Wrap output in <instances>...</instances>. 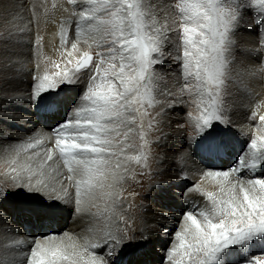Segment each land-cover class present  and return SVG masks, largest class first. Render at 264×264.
<instances>
[{
    "label": "snow or ice",
    "instance_id": "snow-or-ice-1",
    "mask_svg": "<svg viewBox=\"0 0 264 264\" xmlns=\"http://www.w3.org/2000/svg\"><path fill=\"white\" fill-rule=\"evenodd\" d=\"M68 3L75 6L77 0ZM245 8H254L261 17L258 23H264V0H172L167 11L152 0H83L81 10L72 13L77 18L76 40L70 48L68 33L61 26V44L68 57L65 67L60 69L57 64L59 70L55 73L35 77L37 82L30 96L39 106L66 108L75 104L74 118L57 124L52 146L44 147L41 137L14 150L11 187H0V205L11 200L16 214L37 223L55 219L68 197L58 163L67 169L63 180L75 188L77 212L81 211L83 197L103 187L109 175L116 181V172L109 167L111 158L131 147L126 141L138 120L141 148L148 144L143 120L149 115L147 109L158 103L155 92L162 77L157 66L164 64L166 55H172L166 52L169 44L180 52L174 58L185 81L181 91L196 97L198 148L209 157L224 151L228 141L219 129L229 122L224 115L222 89L228 79L232 33ZM16 31L24 29L17 27ZM89 36L102 37L96 44L95 60L90 51L77 56L78 44ZM12 39L11 28L0 32L5 56ZM84 69H91V75L81 103H76L75 98L61 99L59 86L76 83L77 74ZM255 117L256 113H252L251 118ZM259 121L264 122V115L259 116ZM148 127H153V120H149ZM248 148V153L238 157L237 166L206 173L221 178L220 191L227 198L208 192L207 210L184 215L182 230L175 234L177 243L167 253L170 264H235L236 257L243 264H264V178L246 182L238 179L236 183L231 180L242 169L264 167V135L252 138ZM22 153H27L24 161L19 160ZM126 159L140 163L147 156ZM120 166L117 159L116 169ZM153 194L160 200L171 195L161 185L153 189ZM49 239L54 238L36 243L24 264H111L109 258L119 252L147 249L153 243L150 236L129 228L119 233L104 229L97 238L86 241L81 250H75L77 245L72 244L71 253L63 243H51ZM21 243L15 241L17 245ZM95 249H102L103 254L95 253ZM257 251L260 255H256ZM0 264L16 262L5 260Z\"/></svg>",
    "mask_w": 264,
    "mask_h": 264
},
{
    "label": "rangeland",
    "instance_id": "rangeland-1",
    "mask_svg": "<svg viewBox=\"0 0 264 264\" xmlns=\"http://www.w3.org/2000/svg\"><path fill=\"white\" fill-rule=\"evenodd\" d=\"M46 2L49 0H37V3L41 4ZM152 2L167 11V6L172 0H152ZM237 2L239 3V0ZM66 3L69 4L68 0ZM82 3L83 0H77L75 6L69 5H71V10L79 11L83 6ZM32 5V0H0V23H4V26L0 24V29L3 28L0 32H6L11 28L14 33V39L7 45L9 52L7 56L3 55L5 45L0 43V104H9L11 101H15L14 98L19 97L16 94L19 92L14 90L18 85L25 83L30 88L29 98H26V101L22 103L28 107L25 110L27 115L25 111L24 113L30 119L19 120L18 117H14L16 113L8 115L7 110H0V122L9 125H0V150L18 146L20 148L22 142H27L24 135L27 131L32 130L31 128L43 130L47 134H55L54 129L58 123L74 118L72 109L75 104L68 105L66 108L64 106L51 108L39 106L35 100L30 99L37 82L35 77L45 73H55L59 70L56 68L57 64L60 65V69L65 67L61 63L57 51L53 49V44H48L42 34L33 33V21L28 15V10ZM241 11L242 18L232 33V39L236 40L235 38L239 35L242 37L249 35L253 40L254 51L263 55L264 37L260 33L264 28V23H258L261 19L260 15L254 8H245ZM163 15L164 13H161V16ZM54 20L58 24L63 22L58 17H55ZM75 21L64 22L68 26V32L72 35L68 40V48H70L71 42L76 40ZM17 27L23 28L24 31H16ZM171 35L174 37L175 33H171ZM85 39L87 42H84ZM101 39V36H89L82 39L78 44L79 53L77 56L84 51H90L95 60L98 51L96 44ZM166 52H171L172 55H166L164 64L157 66L158 75L162 77L157 81L155 92V98H158L159 102L155 107L147 109L151 113V120H153L150 158L151 183L149 187L136 196H129L117 185L118 180L113 181L110 175L114 190L107 192L105 199L109 197L108 201L103 200L97 193L99 188L97 187L81 204V212H86L83 218H78L77 215L80 211H76V206L73 203L70 208L61 205L63 211L58 213L55 219L43 223L19 216L14 212L13 201H6L0 205V261L7 260L16 263L18 261L20 264H24L25 259L30 255V249L36 243H43L48 238H54L49 239L48 242L63 243L69 253L74 251L71 247L72 244L77 245L75 250H81V246L86 241L98 236L93 215L108 209L111 210L110 216L103 230L110 229L119 233L125 228H129L135 233L143 232L153 241L147 249H127L119 252L118 255L109 258L111 264H139L143 261H147L148 264H170L167 253L177 243L175 234L182 230L185 223L184 215L188 212L198 213L207 210L210 207L206 195L208 192H212L218 198H227L226 194L220 191L221 178L210 177L206 173L208 171H228L235 167L238 157L249 152L248 145L251 139L264 135V122H259L255 118L249 124L239 120L236 109L239 107H237V101H234L233 96L229 98V101H233V103L228 104L222 100L224 115L229 124L228 126L221 125L219 131L221 135L226 134L228 147L219 155L209 157L197 146L199 133L194 117L199 112L196 97L194 94H189L187 90L181 91L185 81L181 76L180 64L174 58L180 52L173 44L168 45ZM230 54H232V58ZM235 54L232 51L228 54L229 61L230 59L235 60V62L230 61L229 64L239 61ZM65 58L68 59L67 56ZM22 59L25 64L18 63ZM74 63L75 60H73ZM19 65L24 66L19 67ZM7 66L13 67L7 68ZM49 68H51L50 71ZM262 69H264V65L261 64L259 75L264 78ZM6 71H11L12 74L6 75ZM90 75L91 69H84L77 74L76 83L60 85L59 87L62 89L59 93L60 98L65 100L75 98L76 103H81L80 97L87 90ZM227 84L228 81L225 83V88L230 87ZM225 88L223 92L226 95ZM7 91L9 95H7ZM169 93L171 95H168ZM251 113L255 112L250 111L252 116ZM51 117L54 119L51 120ZM54 121L55 123H53ZM26 126L30 127L26 128ZM6 158L5 155H0V187L9 189L11 185H6L5 180L11 178L13 173L10 171L12 166ZM224 161H228V164L222 167L221 163ZM114 171L119 178L120 170ZM251 172L247 177L244 174L243 181L264 178V167L251 170ZM236 182L234 181V183ZM157 185L168 188L171 193L170 197L164 200L155 197L153 189ZM109 193L111 196L108 195ZM80 220L87 223V227L74 229V225L78 224ZM58 224L61 227L57 226ZM138 226L139 228H137ZM17 240L23 241V243L17 245L15 244ZM93 251L103 254L102 249ZM19 255L20 258H17ZM256 255H260L259 251L256 252ZM234 259L235 264H243L239 257Z\"/></svg>",
    "mask_w": 264,
    "mask_h": 264
},
{
    "label": "bare ground",
    "instance_id": "bare-ground-1",
    "mask_svg": "<svg viewBox=\"0 0 264 264\" xmlns=\"http://www.w3.org/2000/svg\"><path fill=\"white\" fill-rule=\"evenodd\" d=\"M32 1H33V5L30 6V9L28 10V15L33 21V25H34V27L32 28L33 33H36L38 35L42 34V37H44L45 41L48 42V44H53V49H55L57 51V54L60 56L59 58L61 60V63L66 65L67 59L65 58L66 55L64 52L65 46L61 44V26L63 25L65 28V31L68 33V40H69L71 34L68 32V26L64 22L69 21L72 23L74 20L77 19L75 16L72 15L74 10H71V5L67 4L66 0H49V2H46L44 4L37 3V0H32ZM55 17H58L60 21H63V22L58 24L57 21L54 20ZM0 24L1 26H4V23H0ZM2 29L3 28H1L0 30ZM260 34L261 36L264 37V28L261 30ZM55 35H56V41H55ZM235 39H236L234 40L235 43L233 44L234 50H232L233 49L232 48L231 51L232 53L233 52L236 53L235 57L239 61H236L235 64H228V80H227L228 84L227 85L230 87L225 88L224 86V88L226 89V95L223 92L224 88L222 89V100H224V102L228 104L233 103V101H229V98L233 96L234 101H237V107H239V108H236L239 114L238 119L243 120L249 124V123H252L253 121V118H251L252 116L250 115V111H254L256 113L255 119L257 121H259L260 115H264V110H263L264 108L263 106L264 104V78L259 75L260 73L259 69L261 67V64L264 65V51L262 52L263 55H261V53H259L258 51H254L255 48L254 46H252L253 40L251 39L249 35L244 36V37L239 35ZM230 55L232 58V54ZM230 61L235 62V60H232V59H230ZM18 63L25 64L24 59L20 60ZM21 66H24V65H19V67ZM11 67L13 66H10V67L7 66V68H11ZM14 67H17V66H14ZM50 70L51 68H49V71ZM262 71H264V69H262ZM5 74L6 75L12 74V72L6 71ZM25 74H26V71H25ZM50 74L51 73H49V75ZM88 84H89V81H88ZM14 90L15 92H19V93H16L19 97L14 98L15 101L12 99L14 102L11 101L9 104H5V103L0 104V110H7V112H9L8 115L10 114L14 115V113H16L14 117L15 116H16L15 118L18 117L17 119L19 120L30 119V117L26 116L27 113L25 111L28 107L22 104L24 101H26L25 100L26 98H29L28 96L30 94L29 85L22 83L21 85H18L16 88H14ZM7 95H9L8 91H7ZM156 100L159 102L158 98ZM148 113L149 115L145 116L143 120V130L146 134L145 138L148 141L147 146L144 148H141L142 141L139 138L140 128L138 126L139 124V120H138L137 125H134L133 133L129 135V138L126 141V143L130 144L131 147L127 148L123 155L118 156V157H112L111 162L109 164V167L111 169L120 170V176L119 178L116 179L118 180L117 185H119L120 188L126 191L129 196H136L137 194L144 192L151 183L150 181V172H151L150 171V158H151V151H152L151 146H152V130L153 129L148 127V122L149 120H151L150 118L151 113L150 112ZM53 119L54 118L51 117V120ZM53 123H55V121ZM0 125L9 126L8 124L1 123V122H0ZM27 127H30V126H26V128ZM31 129L32 130L27 131L26 134L24 135L25 138L27 139L26 140L24 138V140L28 142L30 140L34 141L37 138L43 137L44 138L43 146L44 147L52 146V142L54 141L55 134H47L45 131L37 130L35 128L34 129L31 128ZM118 139H122V137ZM22 143L25 144L26 142H22ZM18 147L17 148H6V150H0V155L2 154L5 155L7 157L6 158L7 161L10 163V161L13 158H15L14 150L18 149ZM132 155H142V156L146 155L147 160L146 161L141 160L140 163H136L135 161L126 159L127 156H132ZM26 156H27V153H22L21 156L19 157V160L24 161L26 159ZM117 159H119L120 165H121L119 169H116L115 167ZM221 164H222V167L226 166L228 164V161H224ZM58 167H59V171L63 174L60 177V179L62 180L64 187L68 191L67 203H62L61 205L64 207L70 208L74 203L75 188L70 182H68L67 180H63V176L67 175V169L63 166V164L58 163ZM248 173H252L251 170L242 169L238 175L233 174L231 176V180L233 183L234 181H237L238 179L244 180L245 179V178L243 179L244 174H245V177H247ZM10 180L11 178H7L5 180L6 181L5 184L11 185ZM103 185H104L103 187L98 188L97 193L100 194V196L104 200L105 197H107V192L114 190L113 181L110 175L108 176L106 180L103 181ZM57 187H59V185H57ZM108 198H106L105 201H108ZM86 199H87V196L83 197V202H85ZM110 211L107 209V210L101 211L98 214L93 215V219L95 220L96 226H97L96 232L98 233V236L102 234L103 228L105 227V224L109 220ZM85 214H86L85 211H82V212L80 211L77 216L78 218L81 219L85 216ZM57 226L61 227L60 224H58ZM81 227L82 228L87 227V223L86 224L83 223V220H80L78 224L74 225V229L76 228L78 229ZM137 228H139V226ZM17 258H20V255L17 256ZM16 264H20V262L17 261Z\"/></svg>",
    "mask_w": 264,
    "mask_h": 264
}]
</instances>
